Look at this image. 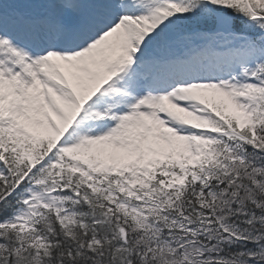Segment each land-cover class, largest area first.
I'll return each instance as SVG.
<instances>
[{
  "label": "snow or ice",
  "instance_id": "6c2138e0",
  "mask_svg": "<svg viewBox=\"0 0 264 264\" xmlns=\"http://www.w3.org/2000/svg\"><path fill=\"white\" fill-rule=\"evenodd\" d=\"M0 264H264V0H0Z\"/></svg>",
  "mask_w": 264,
  "mask_h": 264
}]
</instances>
